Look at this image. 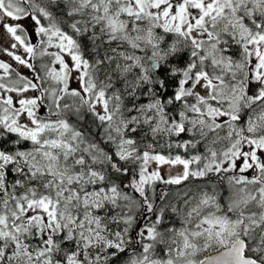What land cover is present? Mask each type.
<instances>
[{"label": "snow or ice", "instance_id": "snow-or-ice-1", "mask_svg": "<svg viewBox=\"0 0 264 264\" xmlns=\"http://www.w3.org/2000/svg\"><path fill=\"white\" fill-rule=\"evenodd\" d=\"M0 264H264V0H0Z\"/></svg>", "mask_w": 264, "mask_h": 264}]
</instances>
